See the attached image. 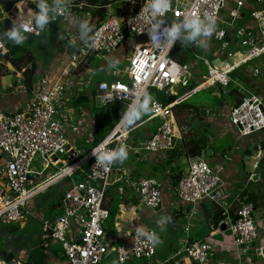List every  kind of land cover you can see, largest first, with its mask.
Wrapping results in <instances>:
<instances>
[{
	"label": "built area",
	"instance_id": "2783aa9c",
	"mask_svg": "<svg viewBox=\"0 0 264 264\" xmlns=\"http://www.w3.org/2000/svg\"><path fill=\"white\" fill-rule=\"evenodd\" d=\"M126 1L136 5V11L125 19L110 15L100 22L95 27V32L99 33L98 46L95 50L83 46L71 48L68 62L61 73L54 80L50 79L49 74H44L24 109L14 113L0 112V153L6 155L3 168L5 188L0 190V224L22 220L27 214L25 207L27 201L62 178L72 175L75 171H82L85 174L84 179L72 183L63 192L59 199L61 212L41 221V239L57 243L68 264H126L136 259L143 260L144 264H160L155 259L156 246L149 245L143 239L137 240L135 244L133 238L137 226L130 230L118 222H113L110 227L121 237L118 241L117 236L106 229L110 215L104 206V200L114 166L107 170L97 169L95 172L92 170L96 164L93 148L102 141L106 142L107 149L118 145H124L127 149L130 147L128 139L133 127L122 126L120 120L126 106L134 100L138 89H143L146 93L149 89H155L163 92L166 97L176 96L170 103H163L156 98L151 99L148 119L157 120L158 125L151 136L144 139L136 148L145 153L168 152L175 138L176 124L172 105L178 104L181 99L173 88L186 86L190 74L188 63L182 64L172 59L169 56L170 51L162 53L154 49L149 44L146 31L143 34L138 33L144 25L141 20L134 18L138 17L145 0H135V3L132 0ZM226 1L232 4L227 13L229 19L220 16ZM252 1L256 5L264 3V0ZM69 3L71 8L68 16H71L74 10L81 6L77 0H69ZM242 6L240 0H178V2L173 0L172 10L165 18L166 26L170 25L172 20L182 19L186 12L192 15L210 12L220 26L211 39L218 43L222 50L227 49L232 41L230 38H234L250 57H257L264 53V8L258 7L250 12V18L256 27L253 29L250 26L237 25ZM63 17L65 16L62 13L57 19ZM224 25L233 30L230 38ZM130 38L136 42L130 46L128 64L124 69L116 70V74L123 76L124 79L100 80L93 85L95 96L101 105L116 103L123 108L121 117L113 129L82 157L35 181L31 177L32 174L41 175L47 169L55 167L57 163L52 157L55 154H65L73 146L57 120L60 108L65 103V77L79 67L87 56L95 54L104 58ZM3 43L0 42V49ZM235 53L230 52L227 56L232 58ZM197 58L201 57L197 55ZM203 61L207 65V74L200 84L201 87L217 84L223 93H229L231 84L234 83L230 73L236 65L218 67L206 59ZM254 73L256 74L257 70ZM117 94L123 99L117 96L112 101L110 98ZM228 121L241 136L264 129V105L259 96L253 93L245 94L239 103L231 107ZM180 130L182 133L188 131L186 126ZM37 154L41 156L42 162L39 172L31 168ZM84 165H87L86 171L82 169ZM222 173V165H211L203 157H189L185 172L178 180L175 194L180 201L192 206L203 201L214 203L221 209L223 216L221 222L230 231L234 245L250 244L258 235L252 219L253 203L243 194L239 195L235 218L231 219V204L223 194L225 184ZM161 187L158 178L136 179L124 170L118 192L124 194L126 190L136 191L140 203L153 215L157 214L162 205ZM136 219L138 218L133 212L128 221L133 223ZM145 228L154 230L152 227ZM188 229V225L184 227L185 231ZM208 239L206 236L186 242L182 249L169 257L167 264H208L212 250ZM258 250L261 252V247ZM111 256L113 260H110ZM0 264H5L1 258ZM231 264L256 263L234 261Z\"/></svg>",
	"mask_w": 264,
	"mask_h": 264
},
{
	"label": "crops",
	"instance_id": "0c3cea01",
	"mask_svg": "<svg viewBox=\"0 0 264 264\" xmlns=\"http://www.w3.org/2000/svg\"><path fill=\"white\" fill-rule=\"evenodd\" d=\"M240 1L243 3V6L237 25L250 26L256 29L254 22L250 18V12L258 7L264 8V3L256 5L252 0ZM49 2L51 3V0ZM77 3L81 7L76 8L71 16L67 18L63 17L57 19L56 22H52L49 26V33L31 35L28 42L23 46H14L6 42L3 43V47L0 49V112L14 113L24 109L39 79L44 74H49L50 79L54 80L61 73L68 62V54L71 48L82 46L76 40V28L73 26L76 19H86L96 27L110 15L125 19L136 11V5L130 4L126 0H77ZM229 7H232V4H227L226 7L224 6L227 12ZM29 8L38 11L36 5L31 3V0H26V6L24 7L25 14H27ZM18 11L17 9L14 12L13 19L17 16ZM60 27L68 28L65 41L57 39ZM226 29L230 38L233 30H229L228 27ZM44 40H47V43H44ZM69 40L72 41L71 44H69ZM230 40L232 41L229 47L235 49L227 51V54L224 50L221 52L222 49L218 44L211 43L212 39L209 41L211 46H208L206 50H202L201 52L205 56L203 59L210 61L214 66L226 67L231 64L236 65L230 73V77L234 83L231 84L229 93L226 95L222 94L220 90L218 91L214 87V91H209L210 95H213L211 102H208L207 98L199 99V97H194L200 90H207L209 87L216 85L201 87L200 84L203 82L206 74H200L194 69L197 67L196 60L191 64L188 63L190 66V74L187 85L173 88V91H176L178 97L180 96L179 98H181L178 104H187L177 110L175 108L176 104H174L175 106L172 105L176 124L174 128V144L176 150L178 148L182 155L175 162H172L170 166H165L163 162L168 152L143 154L142 151L136 149L144 139L151 136L158 125V121L148 119L150 116L148 115L132 125L133 130L128 139L130 146L128 148V159L122 166H114L112 179L110 177L104 206L108 209L109 215L112 212L114 213L113 222H118L128 227L126 220L135 212L142 226L153 227L154 229L155 224H157L161 216L169 215L171 216V222L161 226L160 231H163L164 234L174 232L176 229L182 232V236H177L176 238L172 236L173 238H170L167 247L161 244L156 245L155 259L160 264H167L169 257L174 256L177 251L182 249L186 242L206 236L211 240L210 244L212 245L208 264H231L234 261L264 264V129L255 131L250 135L241 136L228 121L231 107L237 104V102L239 103L245 94H256L264 105V53L252 58L237 40L234 38H230ZM113 51L108 53L109 56L120 60V55H115ZM26 52L31 53L34 59L28 55L29 61H25L27 55H24ZM230 52H236L232 58L227 56ZM108 54L104 58L95 54L87 56L79 67L72 70L71 74L65 77L64 101H66L67 89L75 86L78 78L85 79V75L89 71L94 76L97 73L99 74V77L94 83L100 80L111 81L116 78L124 79L123 76H115L109 71H101V69H106L107 67ZM96 56L103 61L102 64L100 63V66L97 65V68L92 65ZM21 57L23 58L18 63L17 61ZM31 59L34 60L36 70L39 73L34 82L28 81L26 75L23 74L25 68L29 67ZM203 64L207 69V65L204 62ZM255 70H257L256 74L254 73ZM94 83L92 82V86ZM82 96L86 97L85 95ZM192 97H194L193 101L191 99ZM163 98L166 99L168 97ZM67 104L66 101L60 108L59 114L62 109L67 107ZM196 107H198L199 115L196 114ZM201 111L203 114L200 113ZM84 113H81L77 120L68 119L65 122L59 118L58 114L57 120L61 124L62 131L72 142L73 146L65 154L58 155L54 159L57 164L51 168V172L56 171L57 167L67 166L73 163L76 159L87 153L93 146L92 136L90 137L93 125L92 113L90 111H84ZM183 126H186L188 129L186 133H182L180 130ZM134 128L137 129L135 130ZM82 137L84 138V144L85 142L90 144L86 148L78 144L79 142L77 140ZM192 137L195 138L194 140L206 143L204 151L198 156L185 154L186 149L184 150L181 145V143H188ZM194 150L197 151V149ZM3 155L5 154L0 153V190L5 188L3 168L6 158ZM189 157H203L211 165L223 166L222 176L225 184L223 194L231 204V219L235 218L239 195L243 194L246 198L248 197L249 201L253 203L254 209L257 208L255 214L257 218L252 219L256 223L258 235L250 244L243 246L234 245L230 231L221 222L223 219L221 209L214 203L203 201L192 206L180 201L175 194V189L173 190L169 187L168 178L171 173L170 168H178L182 175L185 172ZM183 161L185 162V166L181 167ZM40 170L34 171L39 172ZM124 170L132 178L155 177L160 180L162 184V205L157 212V215H159L157 221L152 220L151 213L147 208L144 207L145 210H143V213L136 210L137 208L143 207L136 191L126 190L124 194L118 192ZM82 174L81 172L79 173L80 180L84 179ZM72 183H64L63 181L58 183L60 184L58 188V201L60 194ZM252 183H258L259 187L256 190L248 189V184ZM116 199L118 201L114 204ZM30 210L26 208V216H32L38 222L40 216H36ZM18 222L16 226H11L12 223L0 224V244L10 252L17 251L11 258L9 264H68L65 257H63V253L56 248L53 249L51 244L54 241L39 240L34 235V232L28 227L30 220L22 219ZM187 225L189 229L185 231L184 227ZM181 226H183L182 229ZM116 236L118 241L121 238L118 236V232ZM259 247L262 249L261 252L258 250ZM113 259V256H111L110 260ZM128 263L144 264V261L136 259Z\"/></svg>",
	"mask_w": 264,
	"mask_h": 264
},
{
	"label": "clouds",
	"instance_id": "9594fccd",
	"mask_svg": "<svg viewBox=\"0 0 264 264\" xmlns=\"http://www.w3.org/2000/svg\"><path fill=\"white\" fill-rule=\"evenodd\" d=\"M135 3V0H132ZM178 2V0H177ZM36 5V9L29 8L27 14L24 12L26 0L17 4L18 14L12 19V26L7 30L0 32V42L11 43L14 46H23L30 39L31 35H40L50 32V24L56 22L58 16L62 13L65 18L70 15L71 5L69 0H31ZM173 0H145V4L138 17L134 18L143 22V28L138 33L145 31L149 36V44L160 52H168L176 43H180L183 49L198 48L206 50L209 41L217 31L215 16L210 12H204L202 15H192L186 12L182 19L172 20L170 25L166 26L167 13L172 10ZM33 26L35 31H33ZM73 26L76 28V40L79 45L89 50H95L98 46L99 33L95 32V26L86 19H76ZM136 27V25H135ZM68 28L60 27L57 39L66 40ZM47 43V40L43 41ZM72 43L71 40L68 41ZM120 60L111 58L107 60L106 69L101 71L118 70ZM119 96L117 94L110 99ZM152 101L143 89H138L134 100L126 106L125 113L120 120L122 126L131 127L136 120L147 114L151 108ZM177 105V104H176ZM105 141L93 148V155L96 157V164L92 170H107L112 166H122L128 159V149L124 145H118L115 148L107 149ZM71 170L74 168L70 167ZM171 222V216H161L157 221L158 225H166ZM136 244L137 240L143 239L151 246L162 243L160 236L154 230L146 229L144 226H137L136 234L133 238Z\"/></svg>",
	"mask_w": 264,
	"mask_h": 264
},
{
	"label": "rangeland",
	"instance_id": "374dc122",
	"mask_svg": "<svg viewBox=\"0 0 264 264\" xmlns=\"http://www.w3.org/2000/svg\"><path fill=\"white\" fill-rule=\"evenodd\" d=\"M227 4H228V2L226 1L225 7L227 6ZM227 13H228L227 9L224 8L220 11V16L222 18L229 19ZM219 27L220 26L217 24V29ZM227 27L229 28V26L224 25L225 29ZM229 30H231V29L229 28ZM135 42L136 41L131 39V38L127 39L125 42H123L121 45H119L115 51H113V52H115V55H118V56L120 55L121 59H120L119 69L127 66L128 59H129L128 57L130 56V46L132 44H134ZM211 43L215 44L216 42L212 40ZM216 44H218V43H216ZM209 46H211V45L209 44ZM234 49L235 48L228 47L224 51L227 54V51L234 50ZM201 52H202V49L195 48V51L193 50L189 54V58H188L187 62L189 64H191L192 62H194L196 60L197 61V67H195L194 69L200 74H204V73L207 74L206 66L203 64V62H204L203 57H205V56ZM221 52H223V50H221ZM197 55H199L201 58H197ZM107 57H108V59H111L109 54L107 55ZM102 62H103L102 59L98 58V56H96L94 58L92 65L95 66V68H97V65L100 66L102 64ZM111 73L115 76H118L116 74V70L111 71ZM85 77H86L85 79L78 78L76 85L73 87H69L67 89L68 91H67L66 101L68 104H67V107H65L66 109L65 108L62 109L61 113L59 114V118L64 122H65V120H68V119L77 120L78 116L81 113L85 114L84 111H88V112L90 111L92 113V111H97L98 110L97 108H100L101 106H103V105H101L99 99L95 96L94 87L92 86V82L93 83L95 82V80L99 77V74L97 73L96 76H94L89 71L88 74L85 75ZM214 87L216 88V90H218V91L220 90V92L222 94L226 95V93H223L221 91V88L219 87V85L216 84L215 86L209 87L207 90H200L198 93H196V95L194 97H199V99H202V98L206 99L207 98L208 102H211L213 95H210L209 91H214ZM82 95H85L87 99L77 100ZM147 95L149 96L150 100L153 98L158 99V97H166V96H164L163 92H159L158 90H155V89H149L147 91ZM64 97H65V95H64ZM194 97L191 98L192 101H193ZM148 115H150V111L147 114L143 115L140 119H143V118L147 117ZM140 119L136 120L135 123L137 121H139ZM134 129L136 130L137 128H134ZM77 141L79 142L78 144L83 145V147H85V148L90 145L89 143H86V142H85L86 145L84 144V138L83 137L79 138ZM142 153L146 154L145 152H142ZM58 155L60 156L61 154H55L52 157V159H55ZM3 156H4V158H6V155H3ZM184 166H185V162L183 161L181 164V167H184ZM41 167H42L41 156L39 154H37L31 163V168L34 170H40ZM51 171H52L51 168H49L46 171H44L41 175L32 174L31 177L35 181H38L41 178H44L46 175L50 174ZM112 175L113 174H111V179H112ZM79 180H80L79 172L75 171L70 177L62 178L59 182L63 181L64 183L65 182L77 183ZM59 182H57V184ZM57 184L56 185L53 184L49 188H47L46 190L36 194L31 200L27 201L26 206H25L27 209H31L30 211L35 213L36 216H40V219L38 222L35 218H32V216L27 215L26 217L23 218L25 220H30V223H28L30 225H28V227H29V229H31L32 232H34V235H36L39 238V240H41V233H42L41 221L44 218H51V216H53L55 213L61 212V208H60L59 201H58V192H59L58 188H59L60 184H58V185ZM258 187H259L258 183L248 184V189L251 188L253 190H256ZM117 201H118V199L115 200L114 204ZM136 210L141 211L143 213V210H145V209L143 206L141 208H137ZM256 212H257V208H255L252 212V218L253 219L257 218V217H255ZM136 216H138L137 213H136ZM151 216H152L153 221H155V220L157 221V219H159L158 218L159 215H157V214H153ZM113 221H114V213L112 212L110 217H109L108 222L106 223L107 224L106 229L109 230L112 234L117 235V232L114 231L110 227L112 225ZM126 222H127L128 228L130 230H132L136 226H142L140 224V220H138V219L134 220L133 223H130L128 220H126ZM180 222H182V221L180 220ZM18 223L19 222H13L11 224V226H16ZM188 225L190 226L189 222H188ZM255 225H256V223H255ZM160 227H161V225L155 224L154 229H155V232L158 233L160 236V239L162 241V243H160V244L164 247H167L168 241H170V238H173L172 236H174V238H176L177 236L183 235L182 232L179 231L178 229H176V231H174V232H170V233L167 232L164 234L163 231L162 232L160 231ZM182 228H183V226H181V229ZM168 231H170V230L168 229ZM0 240H1V238H0ZM210 241L211 240L208 239L209 243H210ZM53 244H55V245H53ZM51 245H52L53 249L56 248L57 250H59L61 252V247L57 243L54 242ZM127 264H130V263H127Z\"/></svg>",
	"mask_w": 264,
	"mask_h": 264
},
{
	"label": "trees",
	"instance_id": "16d2710c",
	"mask_svg": "<svg viewBox=\"0 0 264 264\" xmlns=\"http://www.w3.org/2000/svg\"><path fill=\"white\" fill-rule=\"evenodd\" d=\"M195 51V48H186L183 49L180 45V43H176L174 45V47L171 49L169 56L176 60L179 63L185 64L188 63V58H189V54L192 51ZM27 55V56H26ZM28 55L29 57L33 58L31 53L26 52L24 56H26L25 61H29L28 60ZM23 57L18 59V63L20 60H22ZM30 65L29 67H26L25 70L23 71V74L26 75L28 81H35V78L38 77L39 73L36 70V66H35V62L34 60H30ZM176 96H169L168 98L164 99L163 97H158L159 100H161L163 103H170L171 101H173L175 99ZM87 99V98H86ZM77 100H81V98L79 97ZM238 103V102H237ZM186 106V103H180L177 104L175 106L176 110L178 108H181V106ZM173 106V107H174ZM97 111H92V121H93V125H92V129H91V136H92V145L95 146L97 145L114 127V125L117 123V121L119 120V118L121 117L122 114V110L123 108L116 103H108L105 104L103 106H101L100 108H97ZM196 114L199 115V110L198 107H196ZM195 138H190L188 143H181L182 148L186 151L184 152L185 154H188L189 156H198L200 155L205 147H206V143L204 142H199V140H194ZM92 146V147H93ZM91 147V148H92ZM90 148V149H91ZM193 149H197V151H193ZM182 155V153L178 150H176L175 144H173L172 148L168 151L167 153V157L164 160V165L165 166H170V164L172 162H175V160ZM83 170H87V165H84L82 167ZM170 177L168 178V185L171 189H175L178 183V180L181 176V172L178 168L174 169L173 167L170 168ZM79 173L82 171H78ZM172 174V175H171ZM83 176L85 174H82ZM63 194V193H62ZM62 194H60V197L62 196ZM247 200L248 197H247ZM62 253V251H61ZM64 257V255H63ZM66 259V258H65Z\"/></svg>",
	"mask_w": 264,
	"mask_h": 264
},
{
	"label": "water",
	"instance_id": "95a60500",
	"mask_svg": "<svg viewBox=\"0 0 264 264\" xmlns=\"http://www.w3.org/2000/svg\"><path fill=\"white\" fill-rule=\"evenodd\" d=\"M19 3L20 0H0V32L7 30L12 26L11 21L14 17V12L18 9L17 4ZM81 99L84 100L86 99V97L82 96ZM200 113L203 114L202 111ZM3 241L5 242V240ZM16 252L17 251L10 252L9 250L5 249L3 245L0 244V258L5 263L9 264L11 258L15 255Z\"/></svg>",
	"mask_w": 264,
	"mask_h": 264
}]
</instances>
